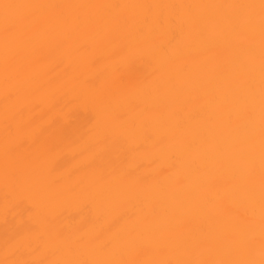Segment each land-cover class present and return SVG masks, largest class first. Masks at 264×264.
<instances>
[{
  "label": "bare ground",
  "instance_id": "obj_1",
  "mask_svg": "<svg viewBox=\"0 0 264 264\" xmlns=\"http://www.w3.org/2000/svg\"><path fill=\"white\" fill-rule=\"evenodd\" d=\"M2 2L0 261L259 264L261 0Z\"/></svg>",
  "mask_w": 264,
  "mask_h": 264
},
{
  "label": "snow or ice",
  "instance_id": "obj_2",
  "mask_svg": "<svg viewBox=\"0 0 264 264\" xmlns=\"http://www.w3.org/2000/svg\"><path fill=\"white\" fill-rule=\"evenodd\" d=\"M34 7H39L36 5H27V4H13V3H5L0 0V12H2V23H3V30L5 33L6 38L8 35H10L14 28L16 23L21 18L19 15V11L21 9H30ZM261 8L264 10V0H261ZM6 65H7V54H6ZM262 112H264V100H262ZM264 131V129H262ZM32 188L35 192V194L39 197H45L47 195V192L45 191L43 185L36 181L32 184ZM77 195L81 196H87V197H96L99 199H105L108 192L105 187H96V186H90L87 187L80 192L76 193ZM262 227L261 232L262 236H264V182H262ZM261 260L259 261V264H264V246L261 248ZM0 264H17L16 261H0ZM24 264H33V262H24ZM53 264H78V262L75 261H55ZM102 264H117V262H102ZM212 264H233V262L229 261H216L212 262ZM240 264H256L255 261L249 260L240 262Z\"/></svg>",
  "mask_w": 264,
  "mask_h": 264
}]
</instances>
